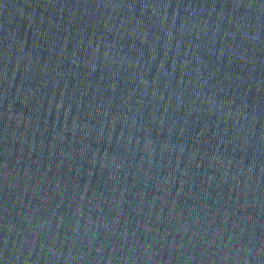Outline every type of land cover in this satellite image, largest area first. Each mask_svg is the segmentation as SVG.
I'll list each match as a JSON object with an SVG mask.
<instances>
[{"label":"water","instance_id":"1","mask_svg":"<svg viewBox=\"0 0 264 264\" xmlns=\"http://www.w3.org/2000/svg\"><path fill=\"white\" fill-rule=\"evenodd\" d=\"M0 264H264V0H0Z\"/></svg>","mask_w":264,"mask_h":264}]
</instances>
